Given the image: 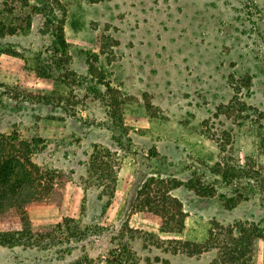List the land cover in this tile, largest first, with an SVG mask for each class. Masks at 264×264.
I'll return each instance as SVG.
<instances>
[{
  "label": "rangeland",
  "instance_id": "374dc122",
  "mask_svg": "<svg viewBox=\"0 0 264 264\" xmlns=\"http://www.w3.org/2000/svg\"><path fill=\"white\" fill-rule=\"evenodd\" d=\"M61 1L70 63L55 73L44 66V17L22 0H0V26L17 30L0 37V132L40 139L36 161L69 179L60 206L29 208L33 223L75 218L88 236L46 250L0 247V264L98 263L126 244L140 264H211L219 253L211 230L256 225L264 235V0ZM91 64L104 65L105 97L91 86ZM110 93L129 151L104 211L88 160L95 144L118 145ZM224 162L233 180L217 174ZM158 175L180 183L172 193L187 212L182 232H161L139 210L141 189ZM192 179L209 191L192 188Z\"/></svg>",
  "mask_w": 264,
  "mask_h": 264
},
{
  "label": "trees",
  "instance_id": "16d2710c",
  "mask_svg": "<svg viewBox=\"0 0 264 264\" xmlns=\"http://www.w3.org/2000/svg\"><path fill=\"white\" fill-rule=\"evenodd\" d=\"M22 1L32 5L45 19L51 43L50 56L44 66L55 73L64 71L70 63V53L65 36L66 8L63 2ZM5 28L0 26V37L17 31ZM103 39V35H100L99 46L101 52L106 54L112 48L109 42ZM89 70L94 92L105 97L106 93L100 86L107 88L109 92L112 87L105 81L104 65L100 68L91 64ZM42 78L48 77L44 75ZM246 82L250 83L251 77H247ZM230 83L233 88H239L234 79H231ZM109 98L113 109L112 124L115 128L113 138L118 144L117 148L95 144L88 160V173L99 191L98 197L103 202L104 211L112 204L117 191L119 174L124 163V155L121 152L129 151L123 113L116 103V98L112 94ZM43 100L50 102L49 98ZM39 143L40 139L23 137L17 131L0 132V247L46 250L63 244L72 245L88 236L87 230L81 226V220L75 218L66 217L63 221L51 225L37 226L33 223L29 208L37 203H55L60 206L69 181L67 175L59 169L46 167L36 161ZM217 166V174L226 181L233 180L235 169L225 162L218 163ZM179 184L158 175L150 177L139 193V210L144 212L145 217L154 221L161 232H182L186 227L187 212L182 201L172 193ZM191 186L199 192L209 191V187L199 180L192 179ZM249 188L252 191L255 186L249 185ZM261 206L264 208V197L261 199ZM263 236L256 225L228 226L224 235L211 230L208 241L216 244L219 249L211 264H257L258 242ZM83 262L77 264H140L129 244L124 245L121 250L111 248L106 257L99 258L98 263L89 258H85Z\"/></svg>",
  "mask_w": 264,
  "mask_h": 264
}]
</instances>
